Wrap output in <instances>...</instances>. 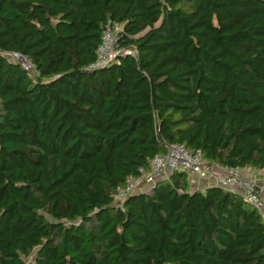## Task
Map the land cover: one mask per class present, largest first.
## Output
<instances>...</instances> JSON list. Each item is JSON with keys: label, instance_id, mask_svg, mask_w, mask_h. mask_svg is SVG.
Wrapping results in <instances>:
<instances>
[{"label": "trees", "instance_id": "1", "mask_svg": "<svg viewBox=\"0 0 264 264\" xmlns=\"http://www.w3.org/2000/svg\"><path fill=\"white\" fill-rule=\"evenodd\" d=\"M170 144L264 178V0H0V264H264L239 195L115 199Z\"/></svg>", "mask_w": 264, "mask_h": 264}, {"label": "built area", "instance_id": "2", "mask_svg": "<svg viewBox=\"0 0 264 264\" xmlns=\"http://www.w3.org/2000/svg\"><path fill=\"white\" fill-rule=\"evenodd\" d=\"M116 31V28H108L103 33L97 59L88 69L105 67L115 60L118 54L115 50ZM13 57L23 69L32 71V66L25 58L15 54ZM174 172L186 175L190 187L195 186L194 190L200 189L203 181H207L210 186L239 195L264 218V178H260L259 174L246 167L226 168L221 175H215L199 151H188L179 144H170L165 154L154 156L148 171L140 169L139 175L130 178L124 189L117 190L115 199H122L135 192H150L157 182L169 180Z\"/></svg>", "mask_w": 264, "mask_h": 264}, {"label": "rangeland", "instance_id": "3", "mask_svg": "<svg viewBox=\"0 0 264 264\" xmlns=\"http://www.w3.org/2000/svg\"><path fill=\"white\" fill-rule=\"evenodd\" d=\"M116 29H117V28H116ZM7 57H8L9 59L12 58V59L16 60V59L13 57V55H8ZM211 167H212V166H211ZM216 170H217L216 168L213 169V167H212V172H213V173L216 174V172H215ZM253 171H254L256 174H259V175H260V178H263L262 175H261L262 172L258 173V172L255 171V170H252V172H253ZM202 184H203V186L200 187V190H202L204 187L210 186V182H204V183H202Z\"/></svg>", "mask_w": 264, "mask_h": 264}, {"label": "crops", "instance_id": "4", "mask_svg": "<svg viewBox=\"0 0 264 264\" xmlns=\"http://www.w3.org/2000/svg\"><path fill=\"white\" fill-rule=\"evenodd\" d=\"M213 167V169H217L215 172H216V174L215 173H213V174H215V175H221L223 172H224V168H220V167H218V166H215V165H213L212 166ZM204 182H207V181H203V183ZM194 188H195V186H192V187H190V190L192 191V190H194Z\"/></svg>", "mask_w": 264, "mask_h": 264}, {"label": "clouds", "instance_id": "5", "mask_svg": "<svg viewBox=\"0 0 264 264\" xmlns=\"http://www.w3.org/2000/svg\"><path fill=\"white\" fill-rule=\"evenodd\" d=\"M192 191H194V190H192Z\"/></svg>", "mask_w": 264, "mask_h": 264}]
</instances>
